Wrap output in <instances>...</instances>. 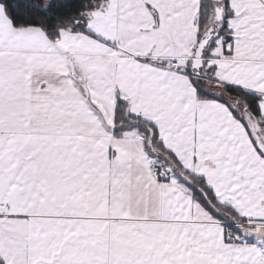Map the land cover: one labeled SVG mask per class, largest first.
Here are the masks:
<instances>
[{
    "label": "snow or ice",
    "instance_id": "snow-or-ice-1",
    "mask_svg": "<svg viewBox=\"0 0 264 264\" xmlns=\"http://www.w3.org/2000/svg\"><path fill=\"white\" fill-rule=\"evenodd\" d=\"M0 264H264V0H0Z\"/></svg>",
    "mask_w": 264,
    "mask_h": 264
}]
</instances>
